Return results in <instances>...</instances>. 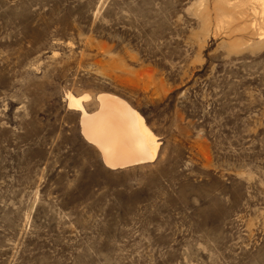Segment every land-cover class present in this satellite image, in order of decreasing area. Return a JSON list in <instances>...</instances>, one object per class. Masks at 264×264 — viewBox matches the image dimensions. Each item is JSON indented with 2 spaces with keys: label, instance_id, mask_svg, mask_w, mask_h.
<instances>
[{
  "label": "rangeland",
  "instance_id": "374dc122",
  "mask_svg": "<svg viewBox=\"0 0 264 264\" xmlns=\"http://www.w3.org/2000/svg\"><path fill=\"white\" fill-rule=\"evenodd\" d=\"M259 6L0 0V264H264ZM101 92L154 161L112 170L85 141L65 96Z\"/></svg>",
  "mask_w": 264,
  "mask_h": 264
},
{
  "label": "bare ground",
  "instance_id": "6f19581e",
  "mask_svg": "<svg viewBox=\"0 0 264 264\" xmlns=\"http://www.w3.org/2000/svg\"><path fill=\"white\" fill-rule=\"evenodd\" d=\"M256 2L263 13L264 0ZM65 98L67 107L80 113V133L97 148L106 167L116 170L155 160L159 140L143 116L126 100L101 92L96 95L97 108L87 112L84 102L91 99L88 93L78 96L66 93Z\"/></svg>",
  "mask_w": 264,
  "mask_h": 264
}]
</instances>
